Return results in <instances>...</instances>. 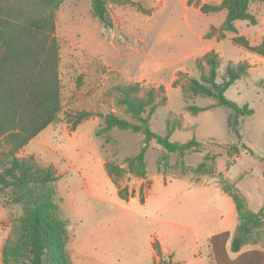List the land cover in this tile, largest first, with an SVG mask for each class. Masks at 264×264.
<instances>
[{"label": "rangeland", "instance_id": "1", "mask_svg": "<svg viewBox=\"0 0 264 264\" xmlns=\"http://www.w3.org/2000/svg\"><path fill=\"white\" fill-rule=\"evenodd\" d=\"M106 1L112 20L109 29L93 16L89 0H66L57 10L59 120L17 154L19 158L32 156L40 166L52 168L58 178L55 190L61 217L67 223L71 264H85V255L96 264H136L132 254L138 253L130 247L133 243L141 246L145 229L154 225L149 221H187L183 212L187 205L182 199L171 202L183 183L207 188L202 202L193 205L194 214L204 210L212 215L221 204L218 197L223 187L235 190L251 211L264 208V58L235 45L233 34L226 33L219 39L225 12L203 14L199 8L203 4L217 5L221 0H200L191 5L187 0ZM133 3L147 12H139ZM249 10L258 25L236 22L237 36L257 45L264 36V5L254 2ZM210 50L220 58L219 74L228 63L247 62L250 66L248 74L225 92L227 100L253 112L238 118L237 133L228 125L231 111L213 107L211 98L188 102L202 109L197 114L185 109L182 83L186 78L199 77L195 62ZM132 83L144 90L164 87L166 101L150 118L151 132L165 137L166 121H175L179 126L169 141L186 144L194 140L199 147L181 158L151 141L145 153L149 180L141 183L142 179L130 175L118 180V187L127 189V202H136L127 205L117 196V188L103 165L107 162L125 169L124 160L135 156L143 146V135L119 129L101 136L96 132L103 127L99 114L114 113L131 121L116 106L114 87ZM81 112L90 113V117L73 130V121ZM3 151L0 148V153ZM205 156V168L195 172ZM151 180L152 196L143 205ZM167 181L171 184L165 191L163 183ZM167 198L168 207L156 214ZM212 202L216 205H210ZM21 213L20 205H7L0 197V264L3 244ZM230 245L231 241L226 246L218 239L212 252L209 244H202L198 257L204 264H264V242L246 244L235 254ZM228 254L236 259L229 262ZM159 261L175 264L170 254Z\"/></svg>", "mask_w": 264, "mask_h": 264}, {"label": "trees", "instance_id": "2", "mask_svg": "<svg viewBox=\"0 0 264 264\" xmlns=\"http://www.w3.org/2000/svg\"><path fill=\"white\" fill-rule=\"evenodd\" d=\"M64 1L0 0V148H4L0 153V197H4L7 205L22 207V213L14 219L1 249V264H71L67 253V223L61 217L55 190L58 178L52 168L40 166L32 156H17L43 130L59 120V46L55 30L56 12ZM89 1L93 16L103 28H111L107 1ZM199 2L187 0L186 4ZM254 2L264 5V0H221L217 5L203 4L199 9L203 14L224 11L219 39H224L226 33L233 34L235 36L231 41L235 45L264 58V37L259 44L250 45L245 37L237 36L235 27L238 21L257 25L256 16L249 10ZM133 4L139 12H147L139 3ZM220 66V58L214 50L196 60L199 77L186 78L181 86L185 109L197 114L202 109L188 105V102L195 98H211L215 102L213 107H225L231 111L228 125L237 133L238 118L253 112L247 106L239 108L227 100L225 92L248 74L249 65L247 62L228 63L222 74H219ZM176 85L177 80L173 82V87ZM114 92L116 106L122 108L131 121L114 113L99 114L103 127L96 132V136L112 129L143 135V146L135 156L124 160L125 169L112 163L104 164L107 177L117 188V196L127 202V189L118 187V180L124 175L146 178L145 153L151 141H155L166 153H174L181 158L188 152L196 151L199 145L194 140L186 144L171 143L169 138L179 126L174 125L175 121H166L165 137L151 132L150 118L166 101L163 86L144 90L138 83H132L115 86ZM88 117V112L79 113L72 129L75 130ZM108 140L107 137L106 142ZM232 149L236 151V148ZM228 154H231L229 150ZM206 160L207 156L195 172L205 168ZM222 190L232 198L238 218L230 251L238 253L246 244L264 242V208L253 212L235 190L225 187ZM221 238L223 236L212 241ZM154 247L159 253L156 243Z\"/></svg>", "mask_w": 264, "mask_h": 264}, {"label": "crops", "instance_id": "3", "mask_svg": "<svg viewBox=\"0 0 264 264\" xmlns=\"http://www.w3.org/2000/svg\"><path fill=\"white\" fill-rule=\"evenodd\" d=\"M147 180L149 179H142L141 183ZM169 184H171L170 181L163 183L165 191L169 190ZM183 184L184 185L178 190L176 195L173 196L171 202L174 200L176 201L178 198L182 199L183 204L187 205L185 207L186 210L183 208V212L186 214L185 216L187 221H183L181 223L169 218L149 221L150 224L154 225L150 226L149 229H145L142 243H140L141 246L133 243L132 247H130L133 252L138 253L132 254V256H134V258L137 260L136 264H155L156 262H159V259L165 254H170L174 258L175 264H204V262L198 257L200 245L209 244L210 250L212 251V249H215L216 242H213L212 239L223 236L221 240H223L227 246L229 245V242L235 237L238 218L232 198L221 189L222 194L220 197H218L221 200V204H218L216 208L213 206L215 211L212 212V215L210 213L206 215L204 210H202L201 213L197 212L194 214L195 210H193V205H197L202 202V196L204 195L207 188L203 186L199 188H193V183ZM152 186L153 181L151 180L147 195L142 203L143 205L147 204L148 198L152 196ZM168 200L169 198H167L162 207L158 209L156 214L161 213L168 207V203L170 202V200ZM125 203L130 205L135 204L136 202ZM210 205L216 204L212 202ZM154 243L158 244L160 255H158L154 249ZM85 257V264H96L93 259L87 257L86 255ZM115 258L118 260L119 256L116 255ZM227 259L229 262H233L236 257H234L232 254H228Z\"/></svg>", "mask_w": 264, "mask_h": 264}, {"label": "water", "instance_id": "4", "mask_svg": "<svg viewBox=\"0 0 264 264\" xmlns=\"http://www.w3.org/2000/svg\"><path fill=\"white\" fill-rule=\"evenodd\" d=\"M171 261V258H169V262Z\"/></svg>", "mask_w": 264, "mask_h": 264}]
</instances>
